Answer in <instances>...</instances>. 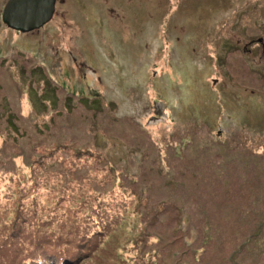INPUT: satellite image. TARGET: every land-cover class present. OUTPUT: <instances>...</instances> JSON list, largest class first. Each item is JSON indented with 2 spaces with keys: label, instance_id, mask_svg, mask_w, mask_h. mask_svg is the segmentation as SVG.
<instances>
[{
  "label": "rangeland",
  "instance_id": "1",
  "mask_svg": "<svg viewBox=\"0 0 264 264\" xmlns=\"http://www.w3.org/2000/svg\"><path fill=\"white\" fill-rule=\"evenodd\" d=\"M6 2L0 0V264H44L52 255L9 229L27 200L39 197L47 212L96 203L99 192L107 200L139 175L141 188L154 191L145 212L162 202L160 218L186 238L178 210L192 214L187 191L198 170L191 158L203 137L241 144L238 157L264 177V0H57L53 18L29 31L2 20ZM227 151L225 160L234 157ZM213 196L206 192L204 205L215 213L198 209L197 220L221 225L222 240L234 208L231 199L210 202ZM128 208L80 264H135L145 247L155 248L141 242L152 214L144 222L136 202ZM161 264L174 259L164 255Z\"/></svg>",
  "mask_w": 264,
  "mask_h": 264
},
{
  "label": "trees",
  "instance_id": "2",
  "mask_svg": "<svg viewBox=\"0 0 264 264\" xmlns=\"http://www.w3.org/2000/svg\"><path fill=\"white\" fill-rule=\"evenodd\" d=\"M207 139L210 138L207 137ZM220 139L217 140L219 142L212 140L213 143H211L203 137L198 143L201 148L196 145L194 147L196 157L191 154L194 158H191L193 164L191 168L194 170L196 167L198 170L196 175L195 172L191 174L195 182H193L192 188L187 191L192 201L191 205L188 204L192 214L189 216L184 211L178 210L179 214H185L183 223H181L183 228H187V232H190L186 238L180 237L183 232L179 228L172 230L168 225L169 219L163 221L160 218V214L163 212L162 202L154 210L145 212L149 194H154V191L149 187H145V190L143 187L141 188L145 180L141 175L135 179L127 178V183L123 182L120 187L116 185L113 189L114 192L110 193L113 198L109 197L106 200L107 193L99 192L96 203L85 205L81 203L77 207H68L67 209L54 206L47 212L39 197L29 199L22 208L17 209L9 229L12 228L14 235L21 242L28 241L29 247L44 246L45 249L50 250L53 256L44 255L42 258L44 264L52 262V264H61L64 261L65 264H80L83 260L96 255L110 229L115 227L126 215L129 202H136L142 208L140 213L144 222L147 213L152 214L151 221L145 222V227L148 230L143 228L142 234L145 233V240L141 242L145 246L147 243L151 246L154 244L155 248L145 251V247L142 256L135 261V264H161L164 255H170V258L174 259V264H186L185 262L188 260L185 257L186 253L191 258L189 264H214L217 257L221 258L220 264H259L260 261H263L264 264V177L257 174L252 161L238 157L241 150L236 148L241 144H226ZM226 145L234 151L232 152L234 157H228L227 160H225L228 153ZM77 153H91V151L79 149ZM263 157L264 155L260 158ZM244 163H246L243 168L244 173L238 175ZM260 164H262V159H260ZM223 184H226L227 188H223ZM209 190L214 194L210 202L231 199L229 202L234 208L233 212L229 214V222H224L227 232L222 240L221 225L212 221L211 218L208 220L213 225H209L208 221L199 222L197 220L196 210L198 209L206 212L211 209L215 213L214 208L204 205L206 192ZM224 191L228 192L229 196L223 197ZM187 196L188 194H185L184 200ZM59 198L62 196L60 195ZM222 214L223 212L217 217H223ZM157 220L160 225L154 227ZM160 226L163 228L158 229ZM190 226L191 231L189 230ZM217 229L219 231H216ZM26 230L30 232L28 235H26ZM190 236L191 240L188 241ZM98 237H102V239L97 241ZM172 239L183 246L184 252L177 248ZM210 248L212 251H216V258L213 257ZM32 251L26 252L27 257ZM36 255L37 253L33 256ZM55 256L58 257L57 260L54 259Z\"/></svg>",
  "mask_w": 264,
  "mask_h": 264
},
{
  "label": "water",
  "instance_id": "3",
  "mask_svg": "<svg viewBox=\"0 0 264 264\" xmlns=\"http://www.w3.org/2000/svg\"><path fill=\"white\" fill-rule=\"evenodd\" d=\"M56 1L8 0L2 12V20L22 31L38 29L53 18Z\"/></svg>",
  "mask_w": 264,
  "mask_h": 264
},
{
  "label": "flooded vegetation",
  "instance_id": "4",
  "mask_svg": "<svg viewBox=\"0 0 264 264\" xmlns=\"http://www.w3.org/2000/svg\"><path fill=\"white\" fill-rule=\"evenodd\" d=\"M8 1V0H7ZM56 4H57V1H56ZM57 6V5H56ZM4 9V8H3ZM55 11H56V7H55ZM3 12V11H2ZM54 16V15H53ZM19 31H22V30H19Z\"/></svg>",
  "mask_w": 264,
  "mask_h": 264
}]
</instances>
